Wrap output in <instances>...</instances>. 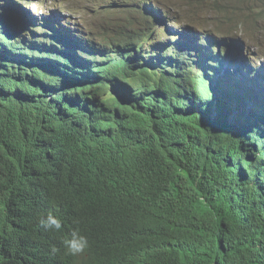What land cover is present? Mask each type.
I'll use <instances>...</instances> for the list:
<instances>
[{
    "label": "trees",
    "instance_id": "obj_1",
    "mask_svg": "<svg viewBox=\"0 0 264 264\" xmlns=\"http://www.w3.org/2000/svg\"><path fill=\"white\" fill-rule=\"evenodd\" d=\"M121 1L116 30L29 25L0 1V264H65L74 227L85 264H264V70L214 81L212 40L233 37ZM206 2L227 35L264 20V0ZM49 211L61 231L38 227Z\"/></svg>",
    "mask_w": 264,
    "mask_h": 264
},
{
    "label": "rangeland",
    "instance_id": "obj_2",
    "mask_svg": "<svg viewBox=\"0 0 264 264\" xmlns=\"http://www.w3.org/2000/svg\"><path fill=\"white\" fill-rule=\"evenodd\" d=\"M6 9L7 14H13L22 19L23 22L29 25L37 24L39 19H53L59 24L69 26L78 25L86 29H102L104 22L116 30L118 24L122 23L123 17L127 14L128 7L121 0H17L13 3L11 0H0ZM167 4L174 7L173 10L177 16L181 17L183 22L196 21L199 30L209 32L215 36L223 35L224 37H233V40L220 42L213 39L218 47L224 46L226 56L222 69V75L228 71H232L236 79V75L247 74L246 70L263 72L264 70V20L260 23H254L253 26L248 25L250 30L249 38L244 36L242 32H230L233 35H227L226 29L231 23L227 22L226 15L207 10V0H188L190 3V11L182 5L186 0H164ZM20 2H26V5H21ZM39 2V3H38ZM112 3V5H111ZM102 5V7L97 5ZM118 7L119 12L111 10ZM215 5L212 6V8ZM178 9L180 11H178ZM225 8H223L224 11ZM127 16V15H126ZM28 20V21H27ZM188 22L191 26L192 23ZM169 23H166V28H169ZM6 26V25H5ZM7 27V26H6ZM4 27V28H6ZM6 29H9L8 27ZM223 38V37H221ZM229 47H236L243 60V67L237 68L233 62L228 60ZM260 56L261 58H256ZM241 71V72H240ZM217 75H221L218 74Z\"/></svg>",
    "mask_w": 264,
    "mask_h": 264
},
{
    "label": "clouds",
    "instance_id": "obj_3",
    "mask_svg": "<svg viewBox=\"0 0 264 264\" xmlns=\"http://www.w3.org/2000/svg\"><path fill=\"white\" fill-rule=\"evenodd\" d=\"M229 51V49H228ZM229 55V52H228ZM241 72V71H240ZM218 74V72H217ZM214 77V81L217 77L221 76L222 73L219 72L221 75H217ZM209 88H214L213 83L209 84ZM116 98H119L118 96H115ZM108 104V107H111V102H105V105ZM122 104V103H121ZM52 113H61V112H52ZM74 123H77V121L72 120ZM70 122H67L69 124ZM227 126H229V123H225ZM52 125V124H51ZM52 129H54L52 127ZM63 221L61 217L57 214H54L53 212L49 211L46 214L41 215L38 218V227L42 229L44 232H59L63 228ZM61 244L64 248V252L67 255L71 256L76 260V264H85L83 263L85 261L84 257L81 256L84 254L89 247V241L87 236H85L79 229V227H74L71 229V231L63 238L61 241ZM60 251L59 248H57L55 245L50 246V253L52 255L57 254ZM70 260V261H71ZM70 261L65 264H70ZM82 261V263H80Z\"/></svg>",
    "mask_w": 264,
    "mask_h": 264
},
{
    "label": "bare ground",
    "instance_id": "obj_4",
    "mask_svg": "<svg viewBox=\"0 0 264 264\" xmlns=\"http://www.w3.org/2000/svg\"><path fill=\"white\" fill-rule=\"evenodd\" d=\"M228 52H229V56H228L229 62H233L234 66L237 67V68L243 67V60L240 57V54L237 51V48L236 47H229V51Z\"/></svg>",
    "mask_w": 264,
    "mask_h": 264
},
{
    "label": "water",
    "instance_id": "obj_5",
    "mask_svg": "<svg viewBox=\"0 0 264 264\" xmlns=\"http://www.w3.org/2000/svg\"><path fill=\"white\" fill-rule=\"evenodd\" d=\"M2 35L8 40L12 38V35L8 32V30H3Z\"/></svg>",
    "mask_w": 264,
    "mask_h": 264
}]
</instances>
